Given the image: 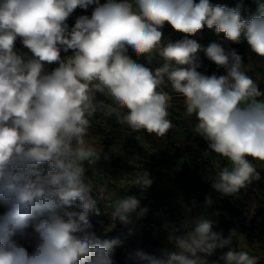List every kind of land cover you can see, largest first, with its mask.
<instances>
[{
	"label": "clouds",
	"instance_id": "1",
	"mask_svg": "<svg viewBox=\"0 0 264 264\" xmlns=\"http://www.w3.org/2000/svg\"><path fill=\"white\" fill-rule=\"evenodd\" d=\"M89 8L90 16L69 27L76 9ZM165 25L186 38L164 44ZM205 27L231 43L246 41L264 60V3L245 18L240 7L210 0H0V264H115L121 242L102 239L90 214L111 204L113 221L128 224L149 210L135 196L113 201V191L86 175L85 162L110 159L92 137L98 117L162 138L174 127L169 109L172 93L179 94L207 142L204 155L227 161L211 187L236 196L261 179L252 161L264 163V91L236 49L220 43L203 51L226 74L198 71L201 45L188 37ZM111 182L142 191L153 183L144 169ZM212 203L206 197L205 207ZM215 224L205 213L165 224L171 247L158 254L135 249L128 259L210 264L217 250L228 249L223 264H258L242 233L233 228L225 236Z\"/></svg>",
	"mask_w": 264,
	"mask_h": 264
},
{
	"label": "rangeland",
	"instance_id": "2",
	"mask_svg": "<svg viewBox=\"0 0 264 264\" xmlns=\"http://www.w3.org/2000/svg\"><path fill=\"white\" fill-rule=\"evenodd\" d=\"M210 2L214 5H223L222 3H224L221 0H210ZM226 6L233 7L230 5ZM242 15L245 18L251 16V14L246 13H242ZM163 33L164 44H167L168 42H176L186 38L184 34L174 31L169 25H165V27L163 28ZM206 35H212L216 37L218 43L220 44L229 43V41L224 38V35L222 33L217 34L214 28H207L206 30L198 33L196 36L188 38L195 39L197 42H199L200 39ZM17 48L22 51H27L23 48L22 44H20L19 40H17ZM128 54L134 60H138V62L141 63H146L144 57L137 58L135 53L131 49H129ZM262 61L263 62L259 61L258 63H255L254 66L247 69L248 75H250L259 86H264V60ZM151 66L156 67L158 65L154 63ZM198 71L206 75L213 74V72H211V69L205 67H201L200 69H198ZM219 75L221 74H218V76ZM165 91L171 92L170 87L165 88ZM172 97V107L169 109L171 115L169 119L172 120L174 127L167 133L165 137L158 138L155 135L153 136V141L151 142V144L155 147V151H149V148H145V146L139 144V141H142L143 136L146 135L145 133H143V135H140L141 133L133 132L125 125L111 123L110 119L98 117L96 120H94L93 128L91 129L92 137L97 143V146H101L104 153L109 154L110 159L105 160L102 157L94 167L89 166L87 162H85L86 175L91 177L94 183L100 182L110 189L111 185L114 184L111 181L114 179L116 180L117 177H124L125 174H127L126 169H144L150 171L151 173H154L156 176L162 178L164 177L168 180L171 179L172 181L176 182L179 181L185 188L186 185H189L191 183V189L194 193L199 195L197 190H195L194 188L193 182V171L195 169L194 164L198 163L200 165L198 166V172H200L198 173V176H201L202 179L205 175H213L214 172H216L219 168H222L224 165L218 166L211 164V161H208V158H205V156L202 155L199 147L200 137L197 136L194 132V127L197 123L195 117H187L185 115L184 100L182 96L176 93H172ZM100 98L103 99V97ZM186 141L188 143H186ZM194 145L197 147V149H193ZM126 153H146L148 156L147 160H141L139 165L135 166L134 164L123 160ZM200 157H202V159H200ZM123 161L124 163L121 164V162ZM113 165L119 168V174L117 175V177L113 172H111V166ZM100 167L108 171V174H104L105 176H99V172H94L97 168ZM154 193L162 194L166 192L161 190ZM145 203L142 205V207L149 208L147 199ZM98 207L100 209V214L96 216L95 219L100 220L102 219L101 217H103V220L108 221L107 218L102 216V203L99 204ZM253 209L254 206L247 214L248 217L252 216ZM148 210L149 211L143 218L137 220L136 218H134V215L132 218H130V223L123 224L121 229L119 231H116V233L122 236L125 240L123 248V251L125 253L133 251L135 249L142 250L143 245H141L140 241H137V238H142L141 236L136 235V232L142 230L144 232V237H151L154 233V231L152 230L153 227L150 225V222L152 221L150 220V214H154V216L158 215L154 211H151L150 209ZM108 230L112 231L110 224ZM152 239L154 238L152 237ZM154 243L155 242H152L150 244V250H146L144 252L149 254H157V248L152 245Z\"/></svg>",
	"mask_w": 264,
	"mask_h": 264
},
{
	"label": "trees",
	"instance_id": "3",
	"mask_svg": "<svg viewBox=\"0 0 264 264\" xmlns=\"http://www.w3.org/2000/svg\"><path fill=\"white\" fill-rule=\"evenodd\" d=\"M105 2V0H101ZM226 5L233 7H240L242 13L246 14H255L257 10L258 0H221ZM198 2V0H197ZM92 9L89 8L87 11L82 9H76L74 14L69 18L68 24L69 27L73 26L75 19L79 15H91ZM207 27L203 29L206 30ZM216 42L218 43L216 37L212 35L203 36L198 42L201 45V51H199L198 56L202 62L201 67L211 69V72L215 74L224 75L225 70L222 68H217V66L212 63L204 54L203 49L206 48L209 44ZM226 49L234 48L243 57L244 64L250 61L251 57H255L254 54L250 52V49L246 41H241L239 44H234L229 41L227 44H221ZM263 70V69H262ZM223 71V72H222ZM222 72V73H221ZM110 122L116 124L115 117L109 118ZM146 137H149L146 132ZM251 159V158H249ZM208 161H211L208 158ZM256 164L257 171L260 173L261 179L258 181H253L247 188L242 189L236 196H221L211 187V179L215 177L213 175H205L203 179L201 176H198V163L194 164L193 171V182L194 188L199 194V200L205 203L206 197L212 198V208L215 212H219V218L221 219L219 225V232H223L225 236L228 235L230 229L235 228L237 232L242 233L246 236L249 241L264 240V170H262L255 161H252ZM46 168V166H44ZM205 177V178H204ZM253 213L251 217H248V213L253 208ZM0 211H3L0 208ZM98 215L90 214L89 220L93 225L94 229L97 231L98 235L105 240H118L120 245L115 250L114 261L115 264H135V261L128 259V253L123 251L125 240L122 236L118 235L116 231H109V222L102 219H95ZM18 239V237H15ZM24 242V241H21Z\"/></svg>",
	"mask_w": 264,
	"mask_h": 264
},
{
	"label": "crops",
	"instance_id": "4",
	"mask_svg": "<svg viewBox=\"0 0 264 264\" xmlns=\"http://www.w3.org/2000/svg\"><path fill=\"white\" fill-rule=\"evenodd\" d=\"M259 3H264V0H258L257 7ZM222 4L226 5L225 3H222ZM259 59L260 58L257 56L252 57L250 61L245 64L246 68L247 69L251 68L252 66H254L255 63H258L259 61L263 62L261 59L260 60ZM259 88L261 91H264V86H259ZM139 133H141L140 135H143V133H146V132L139 131ZM148 136L149 137H146V135L143 136L142 141H139V144H141L142 146H145V148H149V151H155L156 150L155 147L151 144V142L153 141L154 134H149ZM186 143L188 142L186 141ZM199 147L202 152V155H204L201 142H200ZM193 149H197V147L194 145ZM147 156L148 155L146 153H143V154L142 153H126L123 160L124 161L126 160V162H130L131 164H134L135 166H138L141 160H147ZM204 156L205 158L211 159V164L218 165V166H222V165L225 166L227 164V161L224 160L223 158H219V157L212 156V155H207V156L204 155ZM200 159H202V157H200ZM124 161L121 162V164H123ZM255 162L262 170H264V163H260L257 161ZM118 170L119 168L117 166H114V165L111 166V172H113L116 177L119 174ZM142 170L143 169L139 170L137 168H133L132 170L126 169L127 174L125 175H129L132 173L134 174L136 171H142ZM94 172L95 173L99 172L98 173L99 176H105L104 174H108V171L102 169V167L97 168ZM148 172L150 173V178L152 179L153 183L147 190L142 191L138 187H131L130 185H127V184L122 186L118 182L112 184L110 188V190L115 193L113 201L121 196H135L140 200L141 207H142V205L146 202V199L149 196H156L159 199H161V201H165L169 204V210H167L162 215V217L159 218L158 216H154V214H150V217H151L150 220H155L158 225L157 227L152 228L154 233L152 234L151 237H144V232L142 230H139L138 232L135 233L136 235L141 236L142 238V239L137 238V241H140L141 245H143L142 246L143 251L150 250V244L152 242H155L152 245L157 248L158 253L163 248L171 247V245L168 243L169 232L165 230L164 225L169 224V225L179 226L185 220V218H188L190 216H195L200 213H205L209 217H211L214 221H216V224L214 226V231L219 232V225H220L221 219L219 218V216L214 215V213L216 212L214 211L212 207L206 208L205 203L199 200V195L194 193L190 187L191 183L189 185H186V188H185L179 181L176 182V181H172L171 179L168 180L164 177L162 178V177L156 176L154 173H151L150 171ZM121 178L122 177H117L116 181L120 180ZM96 183L98 182H95L94 184ZM161 190H163L166 193H162V194L154 193V192L161 191ZM134 218H136L137 220L141 219V218L138 219L136 216H134ZM152 237L154 239H152ZM245 243L247 244L246 250L249 251L250 254L258 257V264H264V240L249 241L246 238ZM232 247L237 248L238 241L234 240ZM227 250L228 249L217 250L214 255L208 258L210 261V264L213 261H215L216 264H223V261L220 260L219 257L223 254V252H226Z\"/></svg>",
	"mask_w": 264,
	"mask_h": 264
},
{
	"label": "built area",
	"instance_id": "5",
	"mask_svg": "<svg viewBox=\"0 0 264 264\" xmlns=\"http://www.w3.org/2000/svg\"><path fill=\"white\" fill-rule=\"evenodd\" d=\"M200 142H201V146H202V150L203 152L205 151H209L208 147H207V142L200 137ZM209 155L212 156H216V154L214 153H210ZM217 157V156H216ZM96 185L98 186H103L105 189L110 190L108 187H106L105 185H103L102 183L98 182L96 183ZM147 202L149 205V209L151 211H154L158 217H162V215L169 210V204L165 201H161V199H159L156 196H149L147 198ZM111 204L107 206V208L104 206V204L102 203V216H104L105 218L108 219L110 227L113 231H119L121 229V227L123 226L122 223H120L118 220L117 221H113L112 216H113V209H111ZM134 216V214L131 216V218ZM150 225L152 227H157V222L155 220H152L150 222Z\"/></svg>",
	"mask_w": 264,
	"mask_h": 264
}]
</instances>
